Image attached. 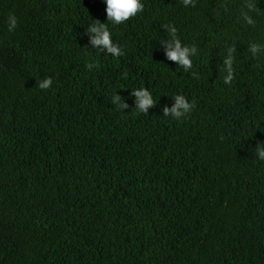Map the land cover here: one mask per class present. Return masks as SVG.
<instances>
[{"label": "trees", "instance_id": "1", "mask_svg": "<svg viewBox=\"0 0 264 264\" xmlns=\"http://www.w3.org/2000/svg\"><path fill=\"white\" fill-rule=\"evenodd\" d=\"M252 2L248 24V0H142L107 24L114 57L86 34L107 22L104 0H0V264H264V50L249 51L264 46V0ZM168 25L197 49L188 71L161 48ZM139 88L156 101L147 114ZM177 94L192 111L164 116Z\"/></svg>", "mask_w": 264, "mask_h": 264}, {"label": "clouds", "instance_id": "2", "mask_svg": "<svg viewBox=\"0 0 264 264\" xmlns=\"http://www.w3.org/2000/svg\"><path fill=\"white\" fill-rule=\"evenodd\" d=\"M106 3V13H107V22L102 23L99 20H95L96 23L89 24L86 28V34H91L90 36V46L106 54H110L114 57L122 55L121 47L115 43L112 39V34L107 26L108 22L114 24H121L127 21L129 18L135 16L138 12L143 10L142 0H104ZM193 0H183L184 5L187 7L192 4ZM248 11L243 13V18L248 24H253L254 21L249 15V12L257 11L255 4L252 0H248L246 5ZM18 18L14 13H10L7 17V29L9 32H14L18 27ZM166 31L170 35V39L162 41L161 48L165 52V55L169 61L176 62L177 66H181L185 71H188L192 68V57L196 54L197 49L195 47H189L182 44L181 40L177 38V29L174 26H165ZM264 50V46L258 44H252L249 51L255 56L260 51ZM232 49L228 50L227 59L224 60L225 71L227 75L224 79V83H229L232 76ZM92 65L89 64V68ZM53 84L51 77L45 78L39 82L38 87L42 90L50 88ZM132 95L135 97V109L141 113H148L150 107L156 105V101L153 97V94L146 88H139L132 90ZM174 101L171 108L164 107L163 112L164 116H171L174 119H180L187 114H189L193 107L194 103L189 102L188 99L182 95L177 94L172 97ZM111 103L121 111H124L129 107V105L124 102V99L117 93L113 94L111 98ZM255 155L261 161H264V144H259L258 147L254 150Z\"/></svg>", "mask_w": 264, "mask_h": 264}]
</instances>
